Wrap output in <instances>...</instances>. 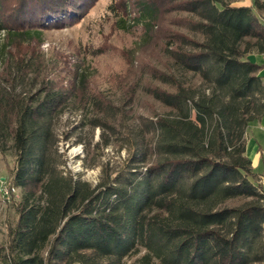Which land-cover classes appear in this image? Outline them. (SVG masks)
Here are the masks:
<instances>
[{
	"label": "trees",
	"instance_id": "trees-1",
	"mask_svg": "<svg viewBox=\"0 0 264 264\" xmlns=\"http://www.w3.org/2000/svg\"><path fill=\"white\" fill-rule=\"evenodd\" d=\"M98 1L0 0V156L14 159L15 215L0 264H264V171L245 142L264 118L254 60L264 0H110L114 31L141 29L134 50L155 43L157 65L119 82L124 99L143 89L161 110L137 132L125 174L104 169L92 186L62 168L55 122L75 106L93 109L92 128L118 132L126 113L84 62H47L39 49L45 31L79 23Z\"/></svg>",
	"mask_w": 264,
	"mask_h": 264
},
{
	"label": "rangeland",
	"instance_id": "rangeland-1",
	"mask_svg": "<svg viewBox=\"0 0 264 264\" xmlns=\"http://www.w3.org/2000/svg\"><path fill=\"white\" fill-rule=\"evenodd\" d=\"M248 4L251 0H243ZM110 0H100L93 6L86 16L77 24L62 29H50L44 32L40 52L45 54L47 62H54V58L66 56L72 63L84 62L88 66V74L93 76V85L106 100L110 101L122 111H125L124 121L120 131L114 132L105 126L92 128L90 120L96 117L93 109L69 107L55 122V133L58 136L59 153L63 156L65 171L73 176H79L84 182L96 186L101 180L103 170L110 178L125 174L128 162L133 154L134 140L147 120H151L153 113L160 112V107L141 89L130 101H125L122 81L136 80L141 77L140 68L145 63L156 66L155 43L149 44L141 50H134V45L143 36L141 29L129 32H116L112 29V14L107 11ZM5 38L0 36V46ZM158 51V48H156ZM123 52H133L131 66L126 63ZM94 53L98 54L96 57ZM150 55V56H149ZM127 56V55H125ZM129 56V55H128ZM149 56V57H147ZM259 56H254L256 62ZM259 63V62H258ZM127 68L133 74H126ZM132 73V71H131ZM130 80H129V79ZM144 84L149 79L144 77ZM98 117H101L99 115ZM109 137V145L96 148L94 145L102 142V138ZM249 138V135L246 136ZM245 137V142H246ZM149 138V137H148ZM264 149V133L259 138ZM14 159L11 153L5 158L0 156V247L5 242L6 223L14 224L15 215L7 207L8 202L1 194V189L7 184V167L13 168ZM253 171L259 176L262 173V163L256 161ZM259 182L264 183V178ZM19 194L16 193V198Z\"/></svg>",
	"mask_w": 264,
	"mask_h": 264
},
{
	"label": "crops",
	"instance_id": "crops-1",
	"mask_svg": "<svg viewBox=\"0 0 264 264\" xmlns=\"http://www.w3.org/2000/svg\"><path fill=\"white\" fill-rule=\"evenodd\" d=\"M258 61L261 64H264V57L259 58ZM264 133V118L256 123H252L248 126L246 135H249V138L246 137V147L248 149L249 159L252 161V165L256 161L262 163V171H264V149L260 145V136Z\"/></svg>",
	"mask_w": 264,
	"mask_h": 264
},
{
	"label": "built area",
	"instance_id": "built-area-1",
	"mask_svg": "<svg viewBox=\"0 0 264 264\" xmlns=\"http://www.w3.org/2000/svg\"><path fill=\"white\" fill-rule=\"evenodd\" d=\"M4 189H1V194L4 197L5 200L9 199V192L6 186L3 187Z\"/></svg>",
	"mask_w": 264,
	"mask_h": 264
}]
</instances>
